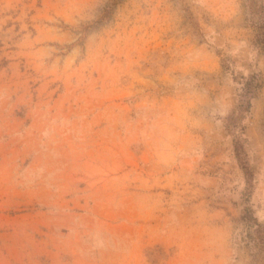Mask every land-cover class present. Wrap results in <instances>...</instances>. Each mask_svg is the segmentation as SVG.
I'll return each mask as SVG.
<instances>
[{
    "label": "rangeland",
    "instance_id": "1",
    "mask_svg": "<svg viewBox=\"0 0 264 264\" xmlns=\"http://www.w3.org/2000/svg\"><path fill=\"white\" fill-rule=\"evenodd\" d=\"M109 1L0 0V264H264V0Z\"/></svg>",
    "mask_w": 264,
    "mask_h": 264
},
{
    "label": "trees",
    "instance_id": "2",
    "mask_svg": "<svg viewBox=\"0 0 264 264\" xmlns=\"http://www.w3.org/2000/svg\"><path fill=\"white\" fill-rule=\"evenodd\" d=\"M125 0H112L105 4L103 8L104 16L103 18L97 23V27L100 25H103L105 21L110 20L112 17L113 12L115 11V8L118 3H121ZM257 27H259V33L257 35V41L255 44H253V52L257 53V55L261 54L264 50V33L262 32V29H264V23L257 24ZM225 69H229L228 66H224ZM262 88V82H261V74L260 73H252L250 74L243 83V87L241 88V93L239 94L240 100H239V111L243 113H248L251 110L252 107V101L254 99H257L259 95V91ZM237 146V143H236ZM239 224L246 225L248 228V240L247 244L250 245L254 243L255 241L250 237V235L257 234L259 236L262 235V224L259 222L257 217L255 216L252 209L247 208L245 209V214H243L239 220Z\"/></svg>",
    "mask_w": 264,
    "mask_h": 264
}]
</instances>
